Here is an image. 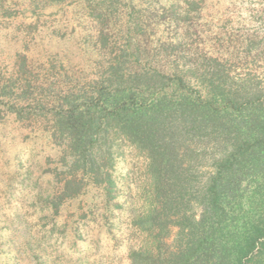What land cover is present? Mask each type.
I'll use <instances>...</instances> for the list:
<instances>
[{
    "label": "trees",
    "instance_id": "trees-1",
    "mask_svg": "<svg viewBox=\"0 0 264 264\" xmlns=\"http://www.w3.org/2000/svg\"><path fill=\"white\" fill-rule=\"evenodd\" d=\"M92 1L102 25L94 72L39 84L17 73L0 101L48 120L66 167L64 197L92 184L114 200L122 145L145 159L144 187L128 210L141 238L130 264H264V80L251 65L236 72L264 51L201 54L184 34L152 46L141 16L122 12L120 0ZM189 5L158 19L182 28L197 3ZM121 15L116 35L107 24Z\"/></svg>",
    "mask_w": 264,
    "mask_h": 264
},
{
    "label": "rangeland",
    "instance_id": "rangeland-1",
    "mask_svg": "<svg viewBox=\"0 0 264 264\" xmlns=\"http://www.w3.org/2000/svg\"><path fill=\"white\" fill-rule=\"evenodd\" d=\"M92 2L0 0V87L17 73L35 76L37 84L90 76L102 28L89 13ZM192 2L196 9L184 27L160 21L171 5L187 10ZM120 6L141 16L145 42L152 46L161 37L184 34L201 54L264 51V0H120ZM117 17L109 16L107 24L116 35L127 21ZM251 63L238 61L236 72L247 73L251 65L264 80V56ZM11 103L0 101V264H130L129 251L141 238L128 210L138 205L145 159L122 145L114 200L92 184L64 197L66 167L61 168L62 150L50 138L48 120L29 116L30 109L20 117Z\"/></svg>",
    "mask_w": 264,
    "mask_h": 264
}]
</instances>
